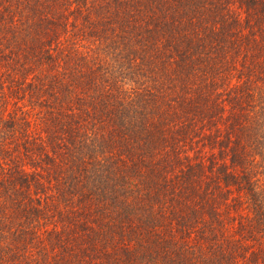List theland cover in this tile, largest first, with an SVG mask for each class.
<instances>
[{
  "label": "trees",
  "instance_id": "obj_1",
  "mask_svg": "<svg viewBox=\"0 0 264 264\" xmlns=\"http://www.w3.org/2000/svg\"><path fill=\"white\" fill-rule=\"evenodd\" d=\"M0 264H264V0H0Z\"/></svg>",
  "mask_w": 264,
  "mask_h": 264
}]
</instances>
